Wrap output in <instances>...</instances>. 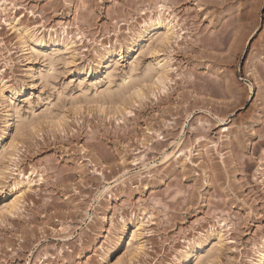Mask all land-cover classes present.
<instances>
[{
    "label": "rangeland",
    "instance_id": "rangeland-1",
    "mask_svg": "<svg viewBox=\"0 0 264 264\" xmlns=\"http://www.w3.org/2000/svg\"><path fill=\"white\" fill-rule=\"evenodd\" d=\"M160 3L171 33L131 44ZM27 35L46 39L33 43L39 55ZM105 52L110 80L95 75ZM155 57L164 87L104 97ZM2 85L0 264H175L199 235L209 264H255L264 0H0ZM123 221L121 247L104 258Z\"/></svg>",
    "mask_w": 264,
    "mask_h": 264
},
{
    "label": "bare ground",
    "instance_id": "bare-ground-1",
    "mask_svg": "<svg viewBox=\"0 0 264 264\" xmlns=\"http://www.w3.org/2000/svg\"><path fill=\"white\" fill-rule=\"evenodd\" d=\"M156 8L158 9V12H157L158 14L153 18L149 17V19L143 23L142 27L137 31L133 40L130 42L131 44L133 45L138 44L139 41L142 40L144 44L141 45L140 48H143L145 45L152 47L151 42H153V40L154 42L159 43L162 41V39L164 38L166 39V35L169 32L171 33L170 27L166 23L162 22V18L160 16L162 15V13L167 12L168 7L164 3H160V5L158 4ZM160 28H163V30H160ZM26 37L31 40L30 43L32 47L31 48L29 47L30 52L34 55L36 54L39 55L40 51L33 47V43L37 45H44L46 39H44L43 37H34V35H27ZM50 42L52 43L56 42V43L61 44L64 47H67L68 49L70 48V46H68L69 44L62 40L52 39ZM23 43L24 41H21V46L24 45ZM22 49H24V46H22ZM111 54H112L111 52H105L104 54H101L100 62H99L100 69L95 71V75H97L100 71L101 73H103L105 79L110 80L112 76L110 65L113 62V59L111 58L112 56ZM45 60H46L45 64H47L48 69L44 70V72H40L39 78L47 82L48 77L51 75L49 71L53 70L52 68L56 60H55V56H53V53L46 55ZM164 64H165L164 62H162L161 64V61L158 60V57H155L154 61H150L143 65V67L140 69L139 74L137 75V79L132 78L131 79L132 81L129 80L130 83H127V82L126 84L123 83L124 85L121 83V86L120 85H118V87L115 86V88L113 87V89L106 88V92H104L105 93L104 97L110 100L114 99L115 101L116 100L123 101L126 95L130 93V90L133 87L134 88L136 87L137 89L139 86H142L145 84L155 85L158 88L164 87L166 83V79H167L165 75ZM108 82L109 81H107V83ZM133 85H136V86H133ZM136 89H132V90L134 91ZM4 91H5V87L4 85H2L1 90H0L1 105L3 104ZM15 93L11 92L9 95L13 96V94ZM262 111H264V108L262 109ZM261 140H262L261 143L259 142L258 145H255V149L260 148L261 145H264V139H261ZM9 192L10 190L7 193ZM18 202L19 200L10 203L6 207L7 212H11L14 208H16ZM121 228H123L122 231L118 232L115 235L113 241H110L108 247L104 250V258H109L115 251H117L121 247L122 240H123V233L126 229L125 221H123ZM132 228H133V231L129 234V239L130 240L138 239L141 236V231L139 230L141 228V222L137 221L134 227ZM207 241L208 239L204 236L201 237L199 235V236L193 237L192 240H189L186 243L187 246H185V248L180 251L179 258L177 259V262L175 264H201V263L209 264L211 262L210 252H204V253L202 252L203 248L206 245L205 243H207ZM189 260H190V263H188ZM263 261H264V242L257 250V258L255 259V264H262Z\"/></svg>",
    "mask_w": 264,
    "mask_h": 264
},
{
    "label": "snow or ice",
    "instance_id": "snow-or-ice-1",
    "mask_svg": "<svg viewBox=\"0 0 264 264\" xmlns=\"http://www.w3.org/2000/svg\"><path fill=\"white\" fill-rule=\"evenodd\" d=\"M53 78H55V77H53ZM117 264H120V262H117Z\"/></svg>",
    "mask_w": 264,
    "mask_h": 264
}]
</instances>
